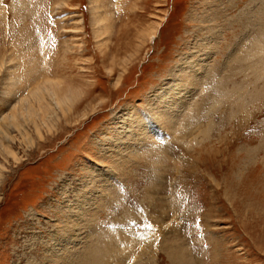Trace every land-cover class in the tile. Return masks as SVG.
Returning <instances> with one entry per match:
<instances>
[{
	"label": "rangeland",
	"instance_id": "1",
	"mask_svg": "<svg viewBox=\"0 0 264 264\" xmlns=\"http://www.w3.org/2000/svg\"><path fill=\"white\" fill-rule=\"evenodd\" d=\"M49 83L0 147V264H264V0H0V125Z\"/></svg>",
	"mask_w": 264,
	"mask_h": 264
},
{
	"label": "bare ground",
	"instance_id": "2",
	"mask_svg": "<svg viewBox=\"0 0 264 264\" xmlns=\"http://www.w3.org/2000/svg\"><path fill=\"white\" fill-rule=\"evenodd\" d=\"M206 44H207V42H206ZM204 47L206 48L208 46H204ZM205 48H203V49H205ZM204 54H205V52H204ZM200 56L201 55L196 56V59L193 60L192 61L193 63H191V64L189 63V61L186 62L184 64V67L178 72V74L176 73V77L174 78V80H175L176 83L173 84L175 86L174 89H176V91L167 92V93L164 92L163 94H161V95H159L157 97L158 100L156 102L157 106H155V110H156L157 107L160 108V110H158L159 113L155 115V117H154L155 119L157 118V120L161 121L164 124L165 123L164 121H166L164 119L167 117L168 113H170L168 111V109L166 110L165 108H169V109L171 108V110H173V109L175 110V108H176L175 107V104H177V102H175L174 99L175 98H177V99H183V97L186 96L185 95V91H183L184 88H182V86H186L185 83H187L188 85H196L197 84L198 77H199L198 76V69H200L202 67V64H203V63H201L202 60H200ZM190 72H192V73H190ZM182 80L184 82L182 83L181 89H180V87H178V86L182 82ZM49 81H51V80H49ZM52 84H54V83H52ZM52 84H50V83L49 84H45V85L41 86L39 89L38 88L35 89L31 93V95L29 97L22 98V99L20 98V100L18 101V104H22V106L19 105L20 108H21V112H18L17 113L16 112V109L17 108L15 109L16 106L13 105L11 112H9V114H7L5 117H3V119H4L3 121L4 122L6 121V122L0 125V136H1V140H3V141L0 140V144H1L0 147L1 148H2V145L5 146V144H4L5 142L4 141H6V143H8L11 140L9 138L10 137V134H8V133H10L9 132V130H10L9 127L10 128L13 127V128H15V130L16 129L17 130H20L19 128L22 127L24 124H27L28 123L27 121H29L31 117H37L38 116L36 114V111L39 110V109H41L43 107V104L42 103H44L48 99L49 100L50 99L53 100V99L57 98V87H56V85L54 87V85H52ZM44 90H45V92H44ZM176 95H178V96H176ZM174 96H176V97H174ZM162 98L164 99V101L161 100ZM26 102H28V103L26 104ZM181 103H183V102H181ZM0 112H2V110H0ZM178 112H179V110H178ZM167 126H168V124H167ZM33 128L37 131V124L33 123ZM11 138H12V136H11ZM13 140H11V141H13ZM7 149L4 148V151L7 150ZM0 151L2 153L3 150H0Z\"/></svg>",
	"mask_w": 264,
	"mask_h": 264
}]
</instances>
